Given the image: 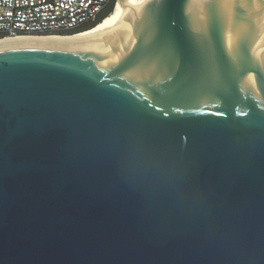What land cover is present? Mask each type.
<instances>
[{
  "label": "water",
  "instance_id": "obj_1",
  "mask_svg": "<svg viewBox=\"0 0 264 264\" xmlns=\"http://www.w3.org/2000/svg\"><path fill=\"white\" fill-rule=\"evenodd\" d=\"M96 37L0 43V264H264V0Z\"/></svg>",
  "mask_w": 264,
  "mask_h": 264
},
{
  "label": "built area",
  "instance_id": "obj_2",
  "mask_svg": "<svg viewBox=\"0 0 264 264\" xmlns=\"http://www.w3.org/2000/svg\"><path fill=\"white\" fill-rule=\"evenodd\" d=\"M111 0H0V40L56 36L93 22Z\"/></svg>",
  "mask_w": 264,
  "mask_h": 264
},
{
  "label": "bare ground",
  "instance_id": "obj_3",
  "mask_svg": "<svg viewBox=\"0 0 264 264\" xmlns=\"http://www.w3.org/2000/svg\"><path fill=\"white\" fill-rule=\"evenodd\" d=\"M117 4H118V2L116 3V6H117ZM108 20H110V18L105 19L104 22L100 25V27H97L98 29L95 32H90L89 33L88 31H86L87 33L84 34V35H81V36H78V35L79 34H83L85 32L76 34L77 36L76 35H71V36H68L67 35V37H64V36L62 37L60 35H56V36H45V37H28V38H22V39H15V41L16 40H19L20 42H25V43H27V42H29V43H40V42L41 43L42 42H44V43H47V42H50V43H60V42H62V43H64V42H68V41L69 42H75V43L76 42H78V43H80V42H87L85 44L84 43H80V44L74 45V46L80 47V46H84L86 44H95L96 45L98 43H100L101 46H104L102 44V42L96 37V35H97L99 29ZM91 30H89V31H91ZM8 41H13V40L3 39V41H0V43H2V42H8Z\"/></svg>",
  "mask_w": 264,
  "mask_h": 264
},
{
  "label": "trees",
  "instance_id": "obj_4",
  "mask_svg": "<svg viewBox=\"0 0 264 264\" xmlns=\"http://www.w3.org/2000/svg\"><path fill=\"white\" fill-rule=\"evenodd\" d=\"M115 1L116 0H111V2L105 7V9L98 15V17L95 21L85 23L82 26H80L79 28L72 30V31L61 32V33H59V35L71 36V35H75L77 33L87 31L89 29H94L97 25L101 24L113 12V10L115 8Z\"/></svg>",
  "mask_w": 264,
  "mask_h": 264
},
{
  "label": "rangeland",
  "instance_id": "obj_5",
  "mask_svg": "<svg viewBox=\"0 0 264 264\" xmlns=\"http://www.w3.org/2000/svg\"><path fill=\"white\" fill-rule=\"evenodd\" d=\"M117 2H118V0L115 1V8H114L113 12H112L107 18H110V19H111V18L114 16V13H115V10H116V7H117V6H116V3H117ZM107 18H106V19H107ZM103 22H104V21H103ZM103 22H102V23H103ZM102 23H101V24H102ZM101 24L97 25V26L95 27L96 29L94 28V29H92L91 31H88V32H89V33H90V32H95V31L98 29L97 27H100ZM86 33H87V32H85V33H83V34H80V35H78V36L84 35V34H86Z\"/></svg>",
  "mask_w": 264,
  "mask_h": 264
}]
</instances>
